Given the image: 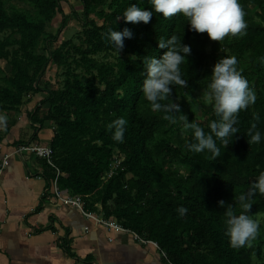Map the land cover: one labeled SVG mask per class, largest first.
I'll return each mask as SVG.
<instances>
[{
    "label": "trees",
    "instance_id": "16d2710c",
    "mask_svg": "<svg viewBox=\"0 0 264 264\" xmlns=\"http://www.w3.org/2000/svg\"><path fill=\"white\" fill-rule=\"evenodd\" d=\"M81 1L85 20L90 22V3L95 0ZM239 3L243 11L249 5L258 6L264 24V0H239ZM131 4L150 8L148 0L142 4L140 0H109L103 23L95 29L105 36L110 28L117 31L129 28L133 38L125 39L124 49L116 52L106 39L89 44L77 61L87 76L67 79L61 95L48 93L41 102L49 105L42 119H38L36 112L30 115L34 123L51 121L54 125L51 147L55 163L63 173L58 187L68 195H79L87 203L86 209L94 210L96 204H101L105 219L113 218L141 238L156 242L164 251L167 264H250L247 247L230 246L223 212L228 205H234L238 214V197L264 172V93L260 92L255 103L239 113L235 125L239 133L233 141L230 138V145L225 148L217 141L219 157L189 151L187 145L194 142L190 131L185 147L188 180L175 178L149 147L163 119L152 114L141 91L145 79L143 59L159 58L167 51L158 47L162 36L167 39L175 34L182 44L191 47L187 63L181 66L188 86L183 89L173 86L169 98V102H176L175 97L198 88L209 37L206 33L191 31L187 19L181 15L165 19L162 14L154 13L149 24L125 23L122 14ZM48 9V18L55 13L64 16L57 0ZM3 15L0 9V34L9 31L10 35H17L0 39V60L12 67V75L0 79V111H10L27 103L30 93L42 91L37 86V77L47 67L49 58L54 59L60 53V48L49 50L47 56L38 55L36 49L43 27ZM62 28H65L64 22ZM48 38L56 40L52 35ZM233 40L225 38L222 43H213V50L227 48L236 56L243 51L251 52L258 61L256 67L263 71L264 81V25L248 26L244 35ZM11 46L15 48L10 59L8 48ZM99 55L105 59H98ZM224 57L227 55L221 56ZM241 73L249 83L247 73ZM3 81L13 88L3 87ZM122 90L124 96L119 94ZM181 110L189 123L198 124L206 133L210 132L209 124L219 119L213 107L204 121L194 118L189 105L182 104ZM117 118L127 122L123 142L114 141L107 128ZM253 124L261 133L259 143L247 142L250 140L247 133ZM113 149L124 155V169L103 181L112 162ZM127 174L130 177L126 178ZM46 177L51 179L52 173L47 172ZM220 201H224L223 207ZM253 203L250 214L264 211V195L257 194ZM180 207L187 209L183 216L178 212Z\"/></svg>",
    "mask_w": 264,
    "mask_h": 264
},
{
    "label": "clouds",
    "instance_id": "9594fccd",
    "mask_svg": "<svg viewBox=\"0 0 264 264\" xmlns=\"http://www.w3.org/2000/svg\"><path fill=\"white\" fill-rule=\"evenodd\" d=\"M143 0H140L142 4ZM149 9L139 4H131L123 12L125 23L149 24L154 13L162 14L163 18L171 19L181 15L187 19L190 30L196 33H207L212 41L222 42L226 37H236L245 34L247 24L245 13L239 0H148ZM120 16L117 17L119 19ZM116 52L125 47V39L133 38V32L125 27L122 31L108 29L104 37ZM159 49H167L162 55L147 56L143 59L145 79L141 91L149 102L151 110L166 114L181 113L178 102H169L173 94V86L186 88L188 81L183 78L181 66L187 63L186 57L191 54V47L182 44V40L173 34L170 38L163 36L158 40ZM237 58L227 56L219 59L214 65L210 82L203 93L204 100L211 104L218 120L209 124L210 132L198 124L189 123L186 116H180L183 128L191 130L194 142L187 148L193 153H211L220 156L217 141L225 148L233 141L239 129L235 127L237 117L256 101V94L250 88L247 79L237 68ZM166 118H169L166 116ZM8 118L0 113V129H6ZM126 120L117 118L107 125L116 142H123L126 132ZM253 124L247 135L248 143H259L261 133ZM257 194L264 195V172H260L255 181L241 194L236 201L239 206L237 214L234 205H228L224 215V229L228 242L233 249L251 248L259 235L260 222L253 217L251 208ZM224 206V201H220ZM178 212L183 216L187 209L180 207Z\"/></svg>",
    "mask_w": 264,
    "mask_h": 264
},
{
    "label": "crops",
    "instance_id": "0c3cea01",
    "mask_svg": "<svg viewBox=\"0 0 264 264\" xmlns=\"http://www.w3.org/2000/svg\"><path fill=\"white\" fill-rule=\"evenodd\" d=\"M42 93L30 96L0 132V162L8 156L0 175V264H167L153 244L97 225L50 193L46 174L51 171L22 150L31 144L51 146L53 123L30 120L34 112L39 120L47 112ZM86 210L103 217L96 208Z\"/></svg>",
    "mask_w": 264,
    "mask_h": 264
},
{
    "label": "rangeland",
    "instance_id": "374dc122",
    "mask_svg": "<svg viewBox=\"0 0 264 264\" xmlns=\"http://www.w3.org/2000/svg\"><path fill=\"white\" fill-rule=\"evenodd\" d=\"M52 1L0 0V9L3 11V16L26 19L31 23H37L43 27L44 32L38 40L36 49L38 55L47 56L49 50L53 51L55 48H60V53L55 54L54 59L52 57L49 58L47 67L37 77V86L42 89L41 92H43L42 96L44 98H47L48 93L51 92L55 93L56 96L61 95L67 79H73L76 76H87L85 68L81 67L77 61L83 50L89 44L105 39V36L103 34L99 35L95 29L103 23V14L108 10L109 0H95L90 3V22L85 20L81 0H57L58 4L66 12V15L62 16L59 13H55L48 18V6ZM244 13V20L247 27L264 25L259 16L258 6L249 5ZM63 22L65 23V28H62ZM49 35H52L54 38L56 37V40L52 41L51 38H48ZM6 37L15 38L17 35H10L9 31L0 34V39H5ZM226 38L234 41L233 37ZM216 42L209 38V44L206 48L207 59L204 62V72L199 80L198 88L194 92L184 93L175 97L180 107L182 104L189 105L190 113L195 119L200 121L206 120L213 107L204 100L203 93L207 88V84L210 82L212 69L219 59H221L222 55L235 56L237 58V68L239 71L247 73L250 80L249 86L254 90L256 97H258L260 92L264 93L263 71H260L256 67L258 61L252 56L251 52L243 51L240 55L236 56L227 48L214 51L212 44ZM14 48L13 46L8 48L10 59L13 58L12 53ZM97 58L100 60L105 59L103 55H99ZM11 75V65L5 60H0V79H3L4 76ZM2 85L5 88H13L6 81H3ZM119 94L124 96L125 91L122 90ZM29 95L31 97L34 96L33 93ZM47 106L48 108L46 110L49 109L48 104ZM19 107L16 110L0 111V113H3L8 118L7 127L11 123L10 119L19 111ZM149 110L152 114L159 115L163 119L161 124L157 126L154 137L149 143L154 157L161 161L164 169L168 173L179 180L187 181L189 170L186 162L185 147L191 130L183 128V121L180 119V116L183 115L182 110L181 113L175 115ZM166 116L169 118H166ZM113 151L117 153L118 150L113 149ZM127 177H130V175L127 174ZM126 178L124 179L125 181H127ZM106 180H108V175L105 174L103 181ZM95 208L97 210L96 212L101 214V204H96ZM253 217L260 222V228L259 235L256 241L253 242V246L251 248L247 247L250 252L249 261L250 264H262L264 262V211L256 213Z\"/></svg>",
    "mask_w": 264,
    "mask_h": 264
},
{
    "label": "built area",
    "instance_id": "2783aa9c",
    "mask_svg": "<svg viewBox=\"0 0 264 264\" xmlns=\"http://www.w3.org/2000/svg\"><path fill=\"white\" fill-rule=\"evenodd\" d=\"M22 150L33 153L36 157H38V159L42 160L44 164L50 169L52 173V177L49 181L50 184L49 191L57 198L59 202H61L62 204L71 205L72 207H75L76 209L80 210L86 217L94 220L97 225H101L107 228L108 230H112L116 232H128L132 234L133 237L142 244H148V243L153 244L158 249L160 254L166 259L164 251L160 249V247L156 242L141 238L135 232L129 229H125L113 218L105 219L103 217L96 215L93 212L87 211L85 208L84 201L79 195L71 196L68 194H64L58 187V179L63 175V173L59 170V168L55 163L54 151L51 146L31 144L26 147H22ZM124 158H125L124 155L119 153V151H117V153L113 151L110 168L107 172H105V174L108 175V178L112 177L113 175H116L118 170L124 169L122 166ZM7 165H8V156L4 157L3 160L0 162V175ZM187 264H191V263H187Z\"/></svg>",
    "mask_w": 264,
    "mask_h": 264
}]
</instances>
